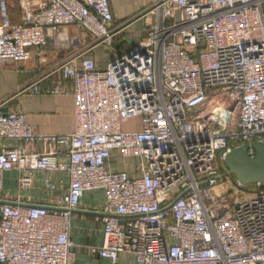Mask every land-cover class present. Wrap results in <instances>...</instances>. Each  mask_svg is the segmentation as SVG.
Wrapping results in <instances>:
<instances>
[{"label":"built area","instance_id":"built-area-1","mask_svg":"<svg viewBox=\"0 0 264 264\" xmlns=\"http://www.w3.org/2000/svg\"><path fill=\"white\" fill-rule=\"evenodd\" d=\"M11 3L0 0V62L65 54L0 101V264H80L71 215L93 190L105 194L93 248L102 257L264 264V185H240L220 162L264 142V0H148L123 18L112 0H19L18 21ZM140 22L142 37L129 41ZM70 26L89 38L84 48L63 35ZM99 46L117 53L105 67L89 54ZM54 74L45 91L74 96L72 133L37 132L8 106ZM125 159L132 170L114 167ZM13 170L23 186L36 171L52 191L58 171L69 186L57 201L24 202L4 192Z\"/></svg>","mask_w":264,"mask_h":264},{"label":"crops","instance_id":"crops-1","mask_svg":"<svg viewBox=\"0 0 264 264\" xmlns=\"http://www.w3.org/2000/svg\"><path fill=\"white\" fill-rule=\"evenodd\" d=\"M15 0L11 3V12L15 21H18L20 7L15 8ZM148 0H112V7L116 18H123L144 7ZM143 23H137L135 28L127 33L131 42L142 37ZM63 35L78 36L73 44L77 48H84L89 38L82 31L73 26L64 27ZM68 50H65L67 52ZM65 53L57 49L46 50L42 58L34 57L25 62H0V101L17 92L21 86L30 82L39 74L46 71L52 63L59 60ZM100 67H105L113 60L117 53L105 46L92 50ZM58 74L46 78L41 87L42 93L24 92L17 95L9 107L26 113L27 121L33 130L44 134H68L75 130V98L72 95H53L45 90L53 86ZM129 126L140 127L137 122H126ZM126 124V125H127ZM127 125V127H128ZM129 129V128H128ZM2 142L0 141V144ZM1 147V145H0ZM136 160L125 159L115 163L114 167L121 170H132ZM31 185L23 186L20 182V173L17 170L7 171L4 176V192L24 202H54L69 186V177L65 172H55L50 175V181L57 186L52 191L46 183V174L36 171ZM105 194L103 190L86 191L79 208L71 215V239L74 245L75 258L80 264H138L136 257L129 253L120 254L118 260L102 257L93 248H99L103 243V224L97 210L103 208ZM159 264V263H155Z\"/></svg>","mask_w":264,"mask_h":264},{"label":"water","instance_id":"water-1","mask_svg":"<svg viewBox=\"0 0 264 264\" xmlns=\"http://www.w3.org/2000/svg\"><path fill=\"white\" fill-rule=\"evenodd\" d=\"M251 148L255 151L253 156L249 155ZM224 163L227 169L223 176H233L242 186L264 185L263 141L256 140L234 147L226 154ZM2 203L4 201H0Z\"/></svg>","mask_w":264,"mask_h":264},{"label":"rangeland","instance_id":"rangeland-1","mask_svg":"<svg viewBox=\"0 0 264 264\" xmlns=\"http://www.w3.org/2000/svg\"><path fill=\"white\" fill-rule=\"evenodd\" d=\"M13 3L15 5V8L14 9H16V8L18 9L20 7L19 0H15V2H13ZM220 162L222 164V168H226V165H225L224 161L223 160H220ZM227 179H228V177H227ZM227 197L230 198V196L228 194H227Z\"/></svg>","mask_w":264,"mask_h":264}]
</instances>
